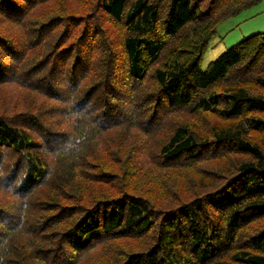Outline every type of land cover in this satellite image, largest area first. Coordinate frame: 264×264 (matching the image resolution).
I'll return each mask as SVG.
<instances>
[{"label": "trees", "instance_id": "trees-1", "mask_svg": "<svg viewBox=\"0 0 264 264\" xmlns=\"http://www.w3.org/2000/svg\"><path fill=\"white\" fill-rule=\"evenodd\" d=\"M258 1L0 0V264H264Z\"/></svg>", "mask_w": 264, "mask_h": 264}, {"label": "rangeland", "instance_id": "rangeland-1", "mask_svg": "<svg viewBox=\"0 0 264 264\" xmlns=\"http://www.w3.org/2000/svg\"><path fill=\"white\" fill-rule=\"evenodd\" d=\"M259 30H264V0H260L238 14L223 19L218 23L216 33L211 37L202 55L200 63L202 69H205L208 63L218 57L229 45ZM183 172L182 169L176 168L173 175H171L170 179L171 183L174 185V188H172L174 195L168 197V193H166L163 197L164 200L161 199V201H163L162 205L165 207H169L172 203H176V199L183 198L182 193L178 190L183 180ZM187 180L190 182L189 177Z\"/></svg>", "mask_w": 264, "mask_h": 264}]
</instances>
